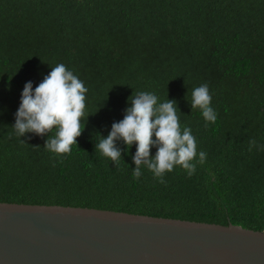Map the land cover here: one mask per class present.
<instances>
[{"label":"trees","instance_id":"16d2710c","mask_svg":"<svg viewBox=\"0 0 264 264\" xmlns=\"http://www.w3.org/2000/svg\"><path fill=\"white\" fill-rule=\"evenodd\" d=\"M59 63L88 91L84 131L57 156L12 126L26 82ZM202 84L215 123L191 109ZM140 91L177 102L206 153L191 176L176 166L161 183L142 166L135 179V144L118 141L116 163L95 150ZM0 202L264 231V0H0Z\"/></svg>","mask_w":264,"mask_h":264},{"label":"water","instance_id":"95a60500","mask_svg":"<svg viewBox=\"0 0 264 264\" xmlns=\"http://www.w3.org/2000/svg\"><path fill=\"white\" fill-rule=\"evenodd\" d=\"M0 264H264V231L0 202Z\"/></svg>","mask_w":264,"mask_h":264},{"label":"clouds","instance_id":"9594fccd","mask_svg":"<svg viewBox=\"0 0 264 264\" xmlns=\"http://www.w3.org/2000/svg\"><path fill=\"white\" fill-rule=\"evenodd\" d=\"M87 91L84 83L63 63L51 67L48 75L34 89L31 81L24 85L12 126L15 134L20 138L27 133L40 137L47 135L46 150L57 156L70 153L71 146L77 145V138L85 128L82 129L81 119L85 115ZM211 101L207 84L192 90L191 109H198L206 123H215L217 119ZM129 103L123 119L112 124L106 137L101 135L95 150L116 163L123 151L117 142H122L127 149L135 144L133 177L139 179L143 166L161 183L164 182V174L176 166L187 170L191 176L196 163L205 162L206 153H197L191 129L181 127L175 100L158 102L154 93L140 91L129 97ZM53 131L54 135L49 137ZM254 146L256 141L250 140L249 151ZM152 148H156L154 156Z\"/></svg>","mask_w":264,"mask_h":264}]
</instances>
